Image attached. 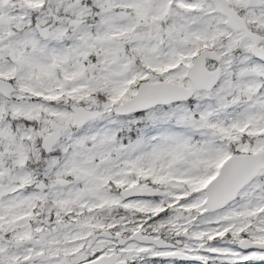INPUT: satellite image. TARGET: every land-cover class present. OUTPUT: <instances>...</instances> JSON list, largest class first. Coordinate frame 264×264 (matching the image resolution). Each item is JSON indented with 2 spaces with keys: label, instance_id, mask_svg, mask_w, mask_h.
Segmentation results:
<instances>
[{
  "label": "snow or ice",
  "instance_id": "1",
  "mask_svg": "<svg viewBox=\"0 0 264 264\" xmlns=\"http://www.w3.org/2000/svg\"><path fill=\"white\" fill-rule=\"evenodd\" d=\"M0 264H264V0H0Z\"/></svg>",
  "mask_w": 264,
  "mask_h": 264
}]
</instances>
